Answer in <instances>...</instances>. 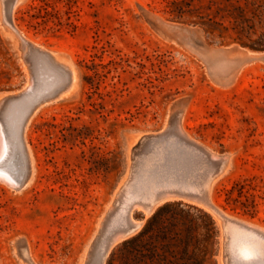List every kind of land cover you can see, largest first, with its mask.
<instances>
[{
    "label": "rangeland",
    "instance_id": "374dc122",
    "mask_svg": "<svg viewBox=\"0 0 264 264\" xmlns=\"http://www.w3.org/2000/svg\"><path fill=\"white\" fill-rule=\"evenodd\" d=\"M9 1L6 131L64 71L73 80L29 119L28 177L0 182V264H264L194 199L141 205L152 190L194 193L225 161L211 201L264 239V0H17L10 16ZM130 213L141 227L105 254Z\"/></svg>",
    "mask_w": 264,
    "mask_h": 264
},
{
    "label": "bare ground",
    "instance_id": "6f19581e",
    "mask_svg": "<svg viewBox=\"0 0 264 264\" xmlns=\"http://www.w3.org/2000/svg\"><path fill=\"white\" fill-rule=\"evenodd\" d=\"M49 60L51 62H53V59L52 58H50ZM55 64H57V63L55 62ZM42 65H43V63H42ZM60 70H61V68H60ZM67 71H68V69H67ZM67 71H64L63 74H62V75H64L65 78H66V76L68 74ZM69 72H71V71L69 70ZM43 74H46V73H43ZM57 76H58V74H57ZM60 76L61 75H59L58 77L61 79L62 76L61 77ZM47 77H48V75H47ZM24 90H25V87H24ZM21 93H22V91H21ZM22 107H23V104H22ZM12 110H14V109H12ZM4 111H5V108H4ZM16 112H17V110H16ZM10 114H11V112H10ZM11 115H13V114H11ZM9 118L10 119L12 118L11 120H9V122L11 121V126H12V131H11L12 133L11 134H9L6 131L4 125L2 123H0V182L6 184L7 186H9L11 188H15V190H16V188L19 187V185H20L19 180H18L19 177H20V172L18 171V168H19L18 167V165H19V159L17 157V153H19V151L22 152V149H21V144L22 143L26 147H27V145H26V142H25L24 133H23L22 143L17 141V136H16V133L14 131L15 130V126L17 124V119H18L17 116L16 117L15 116L14 117L13 116L12 117L10 116L7 119H9ZM8 124H10V123H8ZM180 125L181 124H179V126ZM177 127H178V125H177ZM181 134H184L183 131L181 132ZM26 153H27L26 154V159H28V161H29L28 149H27V152ZM21 155H22V153H21ZM224 167H225V161H222L220 163L219 170L217 172H215V173H210L202 181V188L201 189H194L195 192H198V193H195L194 192L195 196L198 198V200H196V202H198L203 208H205L207 211H209L218 220V222H219V219L218 218H219V216H221V218H222V220L224 222L223 226L225 227L226 232L228 231L230 233V235H231V237H230V244H229V247L231 249H233L234 246H238V247H241V246L242 247L250 246V247H252L254 249L264 250V239L262 237L258 236L257 234H255L254 231L251 229L252 227H256L255 226L256 223H253V222L248 221V220H245V219H237L234 216H231L230 214L224 213L217 206H215L212 203V201H211V190H212L213 181L215 180V177L216 176H218L220 173H222ZM22 186H23V184H22ZM181 191H184V190H181ZM157 193L158 192H156L155 190H152V191L148 192L143 197V199H142V201H148L149 202V206H151L150 208H146L143 204H141L142 205V208L145 210V212L147 214H150L152 212V210L154 209V207H155L156 204H158V203H160V202H162L164 200L171 199V198H177V197L182 198L181 195L178 193V191L173 192V191L168 190V191L162 193L158 198H157ZM199 196L204 197L205 199L209 200L210 202H205L202 199L199 200L200 199ZM197 198H193V199H197ZM123 209L121 208V210H123ZM128 220L130 222V225L123 231L122 236H119V237L116 236L110 242L108 248L105 251V254L107 253V251L109 250V248L111 247V245L114 242H116L117 240H119L122 237H125V236H128V235L134 233L142 225V222L141 221L140 222H136L134 220V218L132 217L131 213L128 216Z\"/></svg>",
    "mask_w": 264,
    "mask_h": 264
},
{
    "label": "water",
    "instance_id": "95a60500",
    "mask_svg": "<svg viewBox=\"0 0 264 264\" xmlns=\"http://www.w3.org/2000/svg\"><path fill=\"white\" fill-rule=\"evenodd\" d=\"M17 0H10L9 1V4H8V14L9 16L11 15L12 13V10L14 8V5H15V2ZM28 45L30 46V49L31 51H38L39 53H41L42 55H44L46 58L50 59L52 58L51 55H49V53L45 52V51H42L38 48H35L34 46H32L31 44L28 43ZM248 60H251L253 59L252 56H247L246 57ZM67 76L66 78L64 77L63 75V78L60 80L59 83L51 86L50 88H47L46 90H40L38 94L34 95L33 97H31L30 99H28L26 105L22 108L19 116H18V119H17V124L15 126V133H16V136H17V141L18 142H21L22 143V138H23V133L25 132L26 130V127H27V124L29 122V119L31 117V115L33 114L34 110L36 109V107L38 105H40L43 101L47 100V99H51V98H55L57 97L61 91L63 90V88L68 85V84H71L72 83V80H73V77H72V73L67 71ZM27 147L23 145V143L21 144V149L22 151L24 152V156H25V159H26V152H27ZM7 154V153H6ZM6 156V155H5ZM220 168V165L218 167V170ZM31 170V166H30V163L28 161V159L25 160V165L23 166L22 170H20V176L23 178V176H27L29 174ZM19 177V181L22 180V178ZM168 190H162V191H159L157 193V198L164 192H166ZM178 193L181 195L182 198H190V199H193V198H197L195 196L194 193H191V192H187V191H178ZM199 200H203L205 202H210L209 200L205 199L204 197L202 196H199ZM194 200H198L197 199H194ZM146 208H150L151 206H149V202L148 201H142L141 202ZM212 204V203H211ZM219 223L222 224L223 220L221 218V216H219Z\"/></svg>",
    "mask_w": 264,
    "mask_h": 264
},
{
    "label": "trees",
    "instance_id": "16d2710c",
    "mask_svg": "<svg viewBox=\"0 0 264 264\" xmlns=\"http://www.w3.org/2000/svg\"><path fill=\"white\" fill-rule=\"evenodd\" d=\"M264 48V47H263ZM151 230L149 229L148 224L145 226L144 230L139 234L136 239H142L146 234H148ZM129 242V241H127Z\"/></svg>",
    "mask_w": 264,
    "mask_h": 264
}]
</instances>
